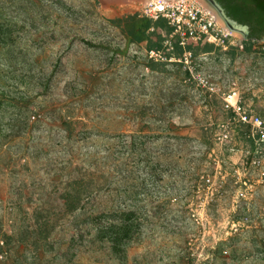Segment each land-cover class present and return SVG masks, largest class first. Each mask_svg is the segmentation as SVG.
Returning a JSON list of instances; mask_svg holds the SVG:
<instances>
[{"label":"rangeland","instance_id":"1","mask_svg":"<svg viewBox=\"0 0 264 264\" xmlns=\"http://www.w3.org/2000/svg\"><path fill=\"white\" fill-rule=\"evenodd\" d=\"M147 1L0 0V264H264V40L186 83L128 39ZM122 211L117 255L96 220Z\"/></svg>","mask_w":264,"mask_h":264},{"label":"built area","instance_id":"2","mask_svg":"<svg viewBox=\"0 0 264 264\" xmlns=\"http://www.w3.org/2000/svg\"><path fill=\"white\" fill-rule=\"evenodd\" d=\"M139 17L152 21L164 19L173 28V31L166 35L163 49L149 51L148 56L152 61L165 62L177 61L183 65L187 72V82L199 81L206 86L208 82L201 75H198L192 60L193 52L186 50L189 42L205 41L214 46L215 50L228 52L231 49L239 48L240 40L235 36L232 29L221 26L212 12L206 9L198 0H149L145 2L138 12ZM154 29L151 28L150 32ZM183 48L184 52L179 60L168 58L174 55L176 46ZM233 97L231 96L230 99ZM230 103L232 113L242 125L260 127L261 121L258 117L247 112L240 103ZM255 163L261 164L260 160Z\"/></svg>","mask_w":264,"mask_h":264},{"label":"trees","instance_id":"3","mask_svg":"<svg viewBox=\"0 0 264 264\" xmlns=\"http://www.w3.org/2000/svg\"><path fill=\"white\" fill-rule=\"evenodd\" d=\"M125 22L128 28L127 36L130 43L145 45L148 52L162 50L166 35H169L173 31V28L164 19L152 21L146 18H141L138 14L128 18ZM241 23L245 25L257 24L258 27L264 29V0L259 1L258 4H256V8H253L252 14L247 13L245 18L241 20ZM151 28L154 29L153 32H150ZM4 30V25L0 23V34L3 33ZM259 37L260 36L240 41L239 48L229 50V54L234 57L238 53H259L261 48L258 47V44H255L260 41ZM175 46L176 53L179 55L183 54V48L178 45ZM186 50L192 51L195 54L198 52L211 53L215 48L214 46L207 44L205 41H199L189 42ZM218 51L221 52L220 50ZM65 123L68 129L69 124L68 122ZM113 137H123V134ZM104 218H107L111 222L102 225L101 222H103ZM96 221L99 226L100 235L110 242L114 253L117 255H120L123 251V245H127L133 241L140 232V224L137 220L136 214L131 211L101 214L97 217Z\"/></svg>","mask_w":264,"mask_h":264},{"label":"flooded vegetation","instance_id":"4","mask_svg":"<svg viewBox=\"0 0 264 264\" xmlns=\"http://www.w3.org/2000/svg\"><path fill=\"white\" fill-rule=\"evenodd\" d=\"M216 13L225 26L231 28L229 23L233 22L237 25L247 28V33L243 34L245 39L257 38L264 40V29L256 25H245L241 20L245 18L247 13L252 14L253 8L262 0H203Z\"/></svg>","mask_w":264,"mask_h":264},{"label":"water","instance_id":"5","mask_svg":"<svg viewBox=\"0 0 264 264\" xmlns=\"http://www.w3.org/2000/svg\"><path fill=\"white\" fill-rule=\"evenodd\" d=\"M230 25V29H232L233 31L237 32V33H247V28L246 27H243V26H240V25H237L236 23H229Z\"/></svg>","mask_w":264,"mask_h":264},{"label":"bare ground","instance_id":"6","mask_svg":"<svg viewBox=\"0 0 264 264\" xmlns=\"http://www.w3.org/2000/svg\"><path fill=\"white\" fill-rule=\"evenodd\" d=\"M222 23V22H221Z\"/></svg>","mask_w":264,"mask_h":264}]
</instances>
